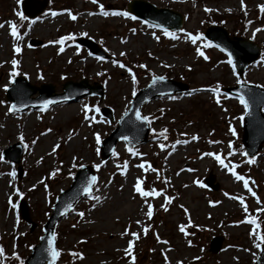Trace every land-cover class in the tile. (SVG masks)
<instances>
[{
    "label": "rangeland",
    "instance_id": "374dc122",
    "mask_svg": "<svg viewBox=\"0 0 264 264\" xmlns=\"http://www.w3.org/2000/svg\"><path fill=\"white\" fill-rule=\"evenodd\" d=\"M22 1L0 0V24L4 25L0 27V101L3 102L0 103V155L9 146L20 143L18 136L21 134L27 145H23L19 162L23 169L20 179L8 175L12 171L16 173L15 164L0 161V190L8 183L6 194L0 193V247L13 258L9 264H16L13 252L20 262L30 255V249L42 235V225L50 215L57 194L68 189L80 165L93 167L97 179L91 186L90 196L56 226V248L60 254L55 264H165V256L168 264H252L264 245L253 234L258 233L264 238V182L261 181L264 179V143L256 156H245L238 146L244 106L239 98L222 92L217 104V97L206 89L215 88L217 84L220 90L225 86H237L246 98L257 103L261 101L262 96L256 89L264 90V63L261 62L264 60V13L257 6L264 5V0H244V10L240 7L241 0H147L159 8H169L183 15L180 30L184 31L173 32L177 39L165 37L163 30L133 20L130 15L104 17L99 14V5L109 12H124L133 0H98L97 4L91 0H48L44 9L32 18L21 12ZM204 8L213 11L205 12ZM52 11L58 15L52 16ZM17 12L28 20L21 21ZM68 12L77 19L71 20ZM89 12L94 15L89 16ZM211 14L223 15L218 25L229 34L251 40L259 48L258 61L248 65L241 78L233 75V66L227 64V56L217 47H205L204 39L193 44L187 38V34L200 33L202 36L210 25ZM29 20L33 23L29 24ZM8 22L17 25L21 40L16 41L10 36ZM257 28L261 31L252 38L253 30ZM3 32L10 40L5 46L2 45ZM81 32L88 35L80 36ZM67 34H73L75 39L66 41L64 51L57 54L61 45L49 41ZM156 36L159 39H155ZM76 38L90 41L106 57L97 60L83 47H79L77 53ZM31 41L39 44L31 45ZM14 43L21 48L18 54L13 52ZM197 47L209 57L208 60L196 55ZM121 52L125 55L120 56ZM13 58L19 60V65L12 81L20 77L36 87L50 84L54 86L52 95L61 93L63 85L69 82L80 84L85 81L96 93L99 89L102 91V99L99 95L82 96L84 90L72 88L66 100L43 112L29 108L8 113L11 103L5 95L11 85L10 60ZM113 60L132 69L135 84L127 70L114 65ZM140 64L146 67H138ZM158 76L187 85L189 92L159 96L144 105L141 115L149 118L148 140L134 147L119 142L113 150L115 156L112 153L108 159H101L100 144L95 143L94 134H99L101 141L110 137L118 127V120L131 107L134 96ZM243 85H252V89L241 87ZM17 95L24 97V88L18 90ZM37 96L35 93L30 97ZM45 100L54 99L46 97L41 102ZM85 105L89 120L84 119ZM65 108L74 112L69 113ZM105 109L110 110L112 123L99 113ZM261 113L264 115V106ZM230 127L235 135L229 131ZM48 129L51 131H46ZM164 130L165 136H161ZM192 135L198 139L193 141ZM33 140L35 144L31 143ZM178 140L181 143L177 144ZM185 140L187 143L183 142ZM71 142H74L73 146H70ZM229 143L232 145L231 156L228 155ZM160 144L165 147L161 149ZM54 145L59 147L53 153ZM129 149L138 155H133ZM207 152L219 154L222 159L227 154L226 164L235 166L233 170L249 180V187L256 195L245 189L243 181L235 180L213 157L201 155ZM249 159L253 161L251 164ZM125 162L128 167L121 175L116 163L123 166ZM143 162L156 172H145L136 166ZM97 164L99 168L94 167ZM56 169L59 171L49 178ZM209 176L214 178L215 191L205 186L204 180ZM138 178L142 179V189L154 188L161 195L142 199L134 191ZM196 180L204 187L194 184ZM17 189L22 195H16ZM225 193L243 197L248 211H244L238 199H230ZM165 196L171 197L167 211L161 207ZM9 197L15 208L9 204ZM94 197H99V201ZM20 200L26 202L30 215L38 223L32 231L18 216ZM145 201L153 205L151 218L145 215ZM209 201L219 203L210 206ZM78 213L84 215L81 217ZM246 217L256 219L258 228L241 222ZM189 219L191 225L187 223ZM137 221L141 223L137 224ZM181 224L186 225L188 236L179 231ZM144 227L149 228L147 234L142 231ZM125 228L129 229V234L122 236ZM131 232H136L139 239L134 240L133 253L129 257L124 249L127 241L132 239ZM157 236L168 243H158ZM8 237L11 243H7ZM216 237L222 238L221 249L212 253L209 243ZM74 252L81 253L83 259L72 255Z\"/></svg>",
    "mask_w": 264,
    "mask_h": 264
},
{
    "label": "water",
    "instance_id": "95a60500",
    "mask_svg": "<svg viewBox=\"0 0 264 264\" xmlns=\"http://www.w3.org/2000/svg\"><path fill=\"white\" fill-rule=\"evenodd\" d=\"M46 4L47 0H24L21 4V11L25 16L32 18L37 16L44 9ZM127 11L137 19L144 20L150 25L156 27L159 25L160 28L171 31H178L183 22L182 14L167 8H157L143 0L130 2L127 6ZM204 38L214 45L219 46V48L223 47L228 55H232L234 67L239 76H241L247 65L258 59L259 48L256 44L245 38L230 36L228 32L220 26H209L204 33ZM76 42L80 46H85L93 55H103L102 52H100V50L90 41H85L79 38ZM30 43L33 45L39 44V42L34 41H31ZM241 87L252 89V86L247 85ZM22 88L25 90V96L19 97L17 91ZM72 88L84 90L81 94L82 96L99 95V98L102 99V91L99 89L96 93V90L90 89L86 86L85 81L80 84H72L69 82L63 86L62 94L52 95L53 87L51 85H42L40 88H37L29 85L23 78H16L14 80V84L7 90L6 98L13 105H16L18 108L17 112H20L28 108H40L42 104L41 101L46 97L54 99L47 107L67 99L66 97ZM187 91L188 87L178 82L168 79H163L162 81L152 80L147 88L134 96L130 109L120 118L116 130L110 135V137L103 141L101 148L102 158L106 159L111 155L118 141H124L128 146H134L146 142L149 131L148 124L143 120L136 119V112H140V109L146 102L158 96L181 92L186 93ZM36 92H39L40 96L38 98L30 99V95H33ZM226 92L235 96H243L248 104V111L244 120L242 145L248 156H254L264 142V130L259 132L258 128V125H261L264 129V117L260 113V108L264 105V91L256 89V92L262 96L259 103L252 101L249 97L246 98L245 95L239 92V87L227 89ZM102 114L108 118L110 122L113 121L110 110H102ZM122 137H127V140L122 139ZM21 155L22 146L19 143L10 146L3 152L5 159L16 164L19 163ZM91 176H95L92 167L84 166L80 168L75 174L69 188L59 194L56 203L53 206L52 214L43 226V236L39 239L38 245L32 248V253L26 258L24 264H48L50 257L46 251L47 237L54 233V228L61 218L72 210L78 201L90 193L85 194L83 192V186L86 179ZM213 181V176H209L205 180L206 186L212 190H216L217 186L213 185ZM68 205H71V207H67ZM20 216L26 221V223L31 225V230L35 227V224L30 219L28 208L24 203L20 206ZM53 247H55L54 238ZM220 247L221 238H214L210 243L211 252L217 253L220 250ZM254 264H264V246L261 247V254Z\"/></svg>",
    "mask_w": 264,
    "mask_h": 264
},
{
    "label": "snow or ice",
    "instance_id": "6c2138e0",
    "mask_svg": "<svg viewBox=\"0 0 264 264\" xmlns=\"http://www.w3.org/2000/svg\"><path fill=\"white\" fill-rule=\"evenodd\" d=\"M17 2H19V0H17ZM50 2H51V0H50ZM91 2L93 4H97L98 3V0H91ZM240 7H241V10H244V8H245L244 0H241ZM257 7L259 8L260 12L264 13V5H258ZM204 11L205 12H209V11H213V9L204 8ZM50 14L52 16L58 15V13L55 12V11H52ZM99 14L102 15V16H104V17H108L109 15H111V16L129 17V13L126 12V11H124V12H120V11H112V12H109V11H106L105 10V8H104L103 5H99ZM245 14H247V13H245ZM16 15L19 17V19L21 21L28 20V18L25 17L22 13L17 12ZM67 15L73 21H75L77 19V16L74 15L73 13H71V12H68ZM88 15L91 16V15H94V13L89 12ZM131 19L135 20L136 17L133 16V17H131ZM28 23L31 24V23H33V21H30L29 20ZM247 23L250 24L251 21H248ZM3 26L4 25L0 24V27H3ZM7 26L9 28V34H10V36L14 40H16V41L21 40V35L18 32L17 25L14 24V23H12V22H8V25ZM157 27H159V25H157ZM132 31L135 32V29H132ZM180 31L183 32L184 30L181 29ZM245 31H247V25L245 26ZM259 31H261V29H259V28L254 29L253 30V34H252V38H254L255 37V34L257 32H259ZM87 35L88 34L86 32H81L80 33V36H87ZM163 35L165 37H171L172 39H177L176 34L173 33V32L168 31L167 29H163ZM154 38L155 39H159L158 36H156ZM187 38L193 44H196L198 40H202L203 39L202 36L200 35V33H196L195 35L187 34ZM74 39H75V37H74L73 34H67V35L60 36L58 38V40H56V41H49V43H56V44L61 45V47L58 49V53H57V54H59V53L63 52L64 51V48L67 46L65 44V42L66 41H72ZM123 42L124 41L121 40V43H123ZM204 46L205 47H219L217 45H212V44H210V42H207V41L205 42ZM12 49H13V52L14 53H17L18 54V53L21 52V48L18 46V44H15L14 43L13 46H12ZM76 51H77V53L80 51L79 45L76 46ZM105 51H108V50L105 49ZM220 51L221 52H225L226 50L223 47H220ZM195 53H196L197 56L203 57L205 60H208L209 59V57L204 54V52L201 50L200 47H197L195 49ZM89 55H92V54L89 53ZM124 55H125L124 52H121L120 53V56H124ZM96 59L97 60H103L104 58L97 56ZM261 62L264 63V60H262ZM112 63L114 65H118L121 69H126L127 72H128V74L131 76V79H132L133 84L136 83V77L132 73V69L131 68H126V66L123 63H120L117 60H113ZM10 64H11V73H10V77H9V84L12 83L11 77H14L17 74L19 60H17L16 58H13V59L10 60ZM227 64L230 65V66L233 65V57L230 54L227 57ZM164 66L165 67H168V65H164ZM138 67L145 68L146 66L143 65V64H140V65H138ZM232 72H233V75L236 74V69L234 67L232 68ZM97 74L99 75V73H97ZM40 78H42V77H40ZM163 79H164L163 76L153 77V80L154 81H156V80H161L162 81ZM5 87H7V85ZM206 90L209 91V92H211L215 97H217L216 103L219 104L220 103V99H219V96H220V87H219V84H217V86L215 88H208ZM193 91H196V90H193ZM134 94L135 93L133 92V95ZM189 94H191V93H189ZM238 98H239V102L244 106L245 112H247L248 111V104H247L246 100L244 99L243 96H239ZM173 99H175V97H173ZM0 103H3V102L0 101ZM50 103H52V101H48V100L43 101L42 104H41V106H40V109L39 110L41 112H43ZM84 109H85L84 119L85 120H89L90 117L87 114V112H88V106L85 105L84 106ZM7 111H8V113H14L15 111H18V108H17L16 105H11V106L8 107ZM95 111H98V109H95ZM136 119L137 120H143L144 122H147L149 118H148V116H141L140 112L137 111L136 112ZM46 131H51V130L48 129ZM229 131L232 132L233 135H235V132H233V130L231 129V127L229 128ZM165 133H166V130L162 131L161 132V136H165ZM42 135H43V133H42ZM94 136H95V143L97 145H99L101 143L100 135L99 134H94ZM122 139L127 140V137H122ZM191 139L193 141H195V140L198 139V136L192 135L191 136ZM18 140L20 141V143L22 145H24V147H27V145L24 144V137H23L22 134L20 136H18ZM183 142L184 143H187L186 140L183 141ZM31 143L32 144H35L36 141L33 140ZM176 143L179 144V143H181V141L178 140V141H176ZM209 143H218V141H209ZM58 147H59V145H54L53 146V149H52V152L54 153ZM159 147L161 149H163L165 147V145L164 144H160ZM173 147H175V145H173ZM228 148H229L228 155L229 156L233 155V153L231 151V148H232L231 143H229ZM129 151L133 155H138V153H136L132 149H129ZM241 154L243 155V153H241ZM115 155H116V152L113 151V156H115ZM201 155L202 156L213 157L215 159L216 163L219 164L222 168H227V170L232 174V176L235 178V180H237V181H243V187L245 189H247L253 196L256 195L254 192H252V189L249 187V180L248 179H245V177L242 176V175H238L233 170V167H235V166L229 167V165L225 163V160L222 159L221 155L214 154L213 152L202 153ZM4 159H5V157L3 155H0V161H3ZM73 159H75V157H73ZM252 162L253 161L251 159L248 160V163L249 164H251ZM37 163H40V160H37ZM146 163L147 162H143V163H140V164H138L136 166L139 167V168H141V169H143L145 172H148V171L156 172V169L155 168H152L151 165H147V167H146L145 166ZM80 167H83V165H80ZM94 167L99 168L100 165L97 164V165H94ZM117 167H118V169H121V175H124V173H125L128 165H127V162H125L123 166L117 165ZM58 171H59V169H56L54 172L50 173L49 178H51L52 176H54L56 174V172H58ZM189 171H193V170L192 169H189ZM8 175L14 178L15 175H16V173L14 171H12V172H9ZM96 179H97V177H95V176H91V177H88L86 179V182H85V184L83 186V192L85 194H88L90 192L91 185H93L96 182ZM193 183L196 184V185H198L199 187H204V185L201 184L200 181H198V180L193 181ZM141 184H142V179L138 178L136 180L135 184H134V191L136 193H139V196L142 199L147 198V197H157V196H160L161 195V193L158 192V191H156L154 188L151 189V190H149V191H145L144 189H142ZM34 187H35V185H33V188ZM185 187H187V185H185ZM45 188H47L46 185H45ZM16 195L19 196V195H22V193H20L19 190L17 189L16 190ZM225 196H229V194L228 193H225ZM229 198L230 199H233V200H237L238 199L239 202H240V205L244 208V211L245 212L248 211L247 207L245 206L244 198L243 197L229 196ZM94 199H96L97 201H99L100 198L99 197H94ZM8 202H9V204L13 208H15L16 205L13 202V200H12L11 197H9ZM145 202L147 203V212L145 213V215L148 218H151L153 216V205L150 202H147V201H145ZM164 202L165 203L163 205H161V207L164 209V211H167L168 208L166 207V205L171 202V197L165 196L164 197ZM218 203H219V201H216V202L209 201L210 206H214L215 204H218ZM67 207L70 208L71 205H68ZM184 211H185V215L188 216L189 214H188L187 209H185ZM78 215H80L82 217L84 214L83 213H78ZM241 222L249 223L254 228H258L257 221L253 217H246L245 220L244 221H241ZM136 223L137 224H140L141 222L140 221H137ZM187 223H188V225H191L192 224V221L189 219ZM73 226H75V225H73ZM185 229H186V225L185 224L179 225V231L184 236H188L189 233ZM148 230H149L148 227H144L142 229V231L145 234H147ZM127 234H129V229L128 228H125L124 231L121 233V235L123 236V235H127ZM253 234L255 235V239L256 240H259L261 242H264V238H262L260 234H258V233H253ZM130 235H131L132 239H129L127 241V246L124 249L125 255L126 256H129V257H131L132 256V253H133V243H134V240L139 239V237H138V235H137L136 232H131ZM54 237H55V233H53L52 235H50V236L47 237V249H46V251L48 252V256L50 257L48 264H55V261H56L57 257L60 254L58 252V250L55 247H53V238ZM156 239H157V242L158 243H163V244H167L168 243L167 241L161 240L159 236H157ZM188 244L191 245V241H188ZM256 246L259 247L260 245L257 244ZM72 255L79 256L81 259H83V256H82L81 253L74 252V253H72ZM12 256L15 257L16 259H19V257L16 256V253L15 252L12 253ZM3 257H4V249L3 248H0V258H3ZM164 261H165V264H168V260H167V257L166 256L164 257ZM0 264H4L3 259H0ZM21 264H23V262H21ZM178 264H179V262H178Z\"/></svg>",
    "mask_w": 264,
    "mask_h": 264
},
{
    "label": "trees",
    "instance_id": "16d2710c",
    "mask_svg": "<svg viewBox=\"0 0 264 264\" xmlns=\"http://www.w3.org/2000/svg\"><path fill=\"white\" fill-rule=\"evenodd\" d=\"M223 15H214V14H211L210 15V17L212 18L208 23L209 24H211V23H215V24H219L220 23V19H223L224 17H222ZM218 20H220V21H218ZM221 24V23H220ZM263 182V181H262ZM264 185V184H263ZM263 229H264V227H263ZM7 243H11V238H7ZM1 243V242H0ZM0 246H1V244H0ZM2 248H4V247H2ZM1 259H3V261H4V264H9L12 260H13V258L11 257V256H9L8 255V253H6V251H4V257L3 258H1ZM21 260H16V264H21V262H20Z\"/></svg>",
    "mask_w": 264,
    "mask_h": 264
},
{
    "label": "bare ground",
    "instance_id": "6f19581e",
    "mask_svg": "<svg viewBox=\"0 0 264 264\" xmlns=\"http://www.w3.org/2000/svg\"><path fill=\"white\" fill-rule=\"evenodd\" d=\"M4 33V38L2 39V45L3 46H5V44L8 42V41H10L7 37H6V32H3ZM64 106H67V105H64ZM70 106H73V105H70ZM66 109V108H65ZM69 113H73L74 112V110L73 109H66ZM9 117V115L8 116H6V119ZM74 145V142H71V144H70V146H73ZM47 149H49L48 148V146L46 147ZM7 186H8V183L3 187V188H1V190H0V193L1 194H6V192H7Z\"/></svg>",
    "mask_w": 264,
    "mask_h": 264
}]
</instances>
